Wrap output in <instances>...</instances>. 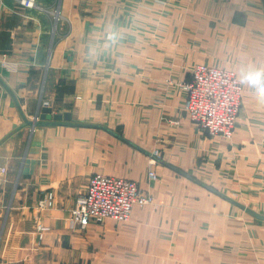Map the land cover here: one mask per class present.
Here are the masks:
<instances>
[{
    "label": "crops",
    "instance_id": "obj_1",
    "mask_svg": "<svg viewBox=\"0 0 264 264\" xmlns=\"http://www.w3.org/2000/svg\"><path fill=\"white\" fill-rule=\"evenodd\" d=\"M37 4L0 0V264H264V220L228 200L264 216V100L241 82L234 135L210 136L180 84L264 70V0ZM96 173L152 203L72 228Z\"/></svg>",
    "mask_w": 264,
    "mask_h": 264
},
{
    "label": "built area",
    "instance_id": "obj_2",
    "mask_svg": "<svg viewBox=\"0 0 264 264\" xmlns=\"http://www.w3.org/2000/svg\"><path fill=\"white\" fill-rule=\"evenodd\" d=\"M28 9H40L37 0H18ZM55 18L61 21V12L57 10ZM192 80L181 83L186 91L185 110L191 121L210 136L230 139L235 132L242 108L243 85L235 71L221 69L206 64L191 68ZM44 101L42 108H48ZM38 114L35 121H39ZM153 155L159 156V151ZM150 180L157 178L150 170ZM52 195L40 201L39 207L51 205ZM151 195L136 182L114 175L94 174L88 189L78 195L75 206L70 212L72 228L85 230L93 222L112 219L128 223L135 206L144 207L152 203Z\"/></svg>",
    "mask_w": 264,
    "mask_h": 264
},
{
    "label": "clouds",
    "instance_id": "obj_3",
    "mask_svg": "<svg viewBox=\"0 0 264 264\" xmlns=\"http://www.w3.org/2000/svg\"><path fill=\"white\" fill-rule=\"evenodd\" d=\"M241 82L255 87L259 98L264 100V70L248 71L244 73Z\"/></svg>",
    "mask_w": 264,
    "mask_h": 264
},
{
    "label": "water",
    "instance_id": "obj_4",
    "mask_svg": "<svg viewBox=\"0 0 264 264\" xmlns=\"http://www.w3.org/2000/svg\"><path fill=\"white\" fill-rule=\"evenodd\" d=\"M46 113L50 114L51 111L48 109V110H46ZM45 117L48 118V119H51V116H50V115H48V116H47L46 114L43 115V118H45ZM55 118L58 119V120L63 119V117H62L61 115H57V116H55ZM65 118L68 120V119L71 118V116H70L69 114H67V115L65 116ZM36 124L43 125V124H50V123L40 122V123H36ZM228 200H229L231 203L235 204L236 206H238V207H240V208L246 210L248 213H250L251 215L255 216L256 218H259V219L264 220V216H263V215H260V214H258V213H256V212H254L253 210L246 208V206H244L243 204L239 203L238 201H235V200H233V199H231V198H228Z\"/></svg>",
    "mask_w": 264,
    "mask_h": 264
},
{
    "label": "rangeland",
    "instance_id": "obj_5",
    "mask_svg": "<svg viewBox=\"0 0 264 264\" xmlns=\"http://www.w3.org/2000/svg\"><path fill=\"white\" fill-rule=\"evenodd\" d=\"M108 38H110V36L108 35ZM181 84V83H180ZM43 104V103H42ZM34 122H37V123H39V121H35L34 120ZM146 192H148V191H146ZM149 193V192H148ZM150 194V193H149ZM151 195V194H150ZM151 197H152V195H151ZM153 198V197H152ZM74 208V207H73ZM41 210H44V209H41ZM72 210V209H71ZM71 212V211H70ZM70 217V216H69ZM69 222H70V218H69Z\"/></svg>",
    "mask_w": 264,
    "mask_h": 264
}]
</instances>
